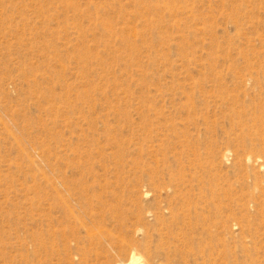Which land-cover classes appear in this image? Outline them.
Segmentation results:
<instances>
[{
  "label": "rangeland",
  "instance_id": "1",
  "mask_svg": "<svg viewBox=\"0 0 264 264\" xmlns=\"http://www.w3.org/2000/svg\"><path fill=\"white\" fill-rule=\"evenodd\" d=\"M264 264V0H0V264Z\"/></svg>",
  "mask_w": 264,
  "mask_h": 264
},
{
  "label": "bare ground",
  "instance_id": "2",
  "mask_svg": "<svg viewBox=\"0 0 264 264\" xmlns=\"http://www.w3.org/2000/svg\"><path fill=\"white\" fill-rule=\"evenodd\" d=\"M138 256L139 255H137V254L131 255L129 260H128V264H142V262L140 261L141 258L139 259Z\"/></svg>",
  "mask_w": 264,
  "mask_h": 264
}]
</instances>
